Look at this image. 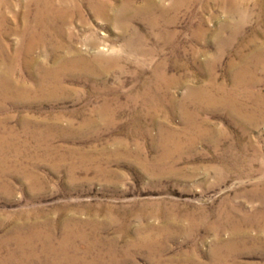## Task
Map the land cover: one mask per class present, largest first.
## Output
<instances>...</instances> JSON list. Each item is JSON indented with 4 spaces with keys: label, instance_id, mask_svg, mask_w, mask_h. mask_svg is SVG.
Returning a JSON list of instances; mask_svg holds the SVG:
<instances>
[{
    "label": "rangeland",
    "instance_id": "rangeland-1",
    "mask_svg": "<svg viewBox=\"0 0 264 264\" xmlns=\"http://www.w3.org/2000/svg\"><path fill=\"white\" fill-rule=\"evenodd\" d=\"M12 2L17 7L7 12V28L22 10L21 0ZM233 2L235 8L223 0L195 1L169 27L178 32L176 43L164 46L150 38L135 52L119 38V29L101 26L85 10L89 28L118 51L122 73L71 74L64 82L66 93L53 101L32 94L0 101V134H8L11 143L4 157L12 167L0 176L1 258L14 251L8 239L36 226L53 237L55 246L67 234L71 247L52 248V258L63 254L61 264H218L226 255L234 264H264V233L256 227L249 230L251 240L231 253L212 251L217 238H229L226 229L217 236L212 232L225 213L241 221L264 211V108L253 99L264 101V0ZM242 12L246 15L239 23ZM131 26L126 36L148 29L139 21ZM73 27L84 32L77 22ZM3 42L12 48L16 38L6 35ZM156 71L172 81L154 91L152 103L141 92ZM18 74L33 84L35 76ZM236 75L253 81L244 91L248 99L242 94L237 102L240 113L186 100L190 90L208 89L212 82L232 91ZM105 101L111 103L114 121L97 118ZM185 111L195 113L209 134L183 135ZM88 118L98 122L84 125ZM166 134H174L173 139ZM171 209L175 215L165 216ZM202 213L209 228L189 224L183 216L193 214L195 220ZM145 237L156 247L135 243Z\"/></svg>",
    "mask_w": 264,
    "mask_h": 264
},
{
    "label": "bare ground",
    "instance_id": "bare-ground-1",
    "mask_svg": "<svg viewBox=\"0 0 264 264\" xmlns=\"http://www.w3.org/2000/svg\"><path fill=\"white\" fill-rule=\"evenodd\" d=\"M117 1V5H112L105 0H21V7H19L22 9L21 13L20 15L15 14L16 16L13 15V27L7 28V20L9 19L7 18V12H10V8H15L17 6L13 4L12 0H0V96L2 97L0 101H4L7 98L22 100L29 97L31 94L44 101L46 100V102L49 100L53 101L56 97L58 98V96L66 93L65 91L68 89L65 88L64 82L71 74L80 73L82 77L92 78L90 75L98 77L106 76L112 69H116V72L119 71L122 73L123 67L121 66L122 62H119L120 58L118 51L114 50L112 45L107 46V44H105L106 40L99 39L95 34L96 31L89 28L85 10L92 14L94 19L98 21L97 23H100L101 26L119 29L121 32V34L118 35L119 38L125 41L127 49L135 52L139 51V48H143L145 45L144 43L150 40V38L158 39V41L161 40L165 44L164 46H169L172 42L174 43L178 37V32L175 29L169 30L170 25L174 24V20L177 19L178 13L182 8L191 6L197 0H141L138 5L134 4V0ZM166 1H168V3H165ZM223 1L235 8L233 0ZM241 5L238 3L236 7ZM230 6L229 8H231ZM234 10L236 11V9H233V11ZM170 13L173 14V17ZM245 15L246 14L242 12L239 23L243 21ZM137 21L141 22L145 27H148L146 30L147 32L145 31L146 33L141 34L137 30H133L132 35L126 36L125 34L128 32L129 28L132 27L131 23H136ZM76 22L81 24L84 32L87 31L89 33H76L73 27V24ZM6 35L15 36L16 43L14 47L11 48L9 45L4 44L3 38ZM21 70L25 73L26 77L35 76L32 85L22 76H19L18 72ZM236 76L233 80L234 89H232V91H227V89L220 86L216 88V85L212 82L210 86H207L208 89L190 90L186 100H194L198 103V106L202 105L207 108L219 106L228 109L230 112L236 113L239 109L237 102L241 99L240 96L243 98V94L246 99H248V95H245L244 91L248 85L253 84L252 80H246L245 75ZM171 81L172 79H168L163 72L160 73L156 71L151 81L144 85L141 97L145 100L151 98L152 103H156L153 101L155 99L154 91L161 90L163 87L167 88L169 86L168 83ZM136 98L140 99L138 97ZM254 98H256L255 101L260 102V106L262 105V108H264V101L257 96H254L253 99ZM240 105L244 107L242 103H240ZM260 106L257 105V108L261 109ZM257 108L254 109L257 110ZM112 110L111 103L105 101L97 118L103 120L106 116H109V121H114L117 117L114 112L112 113ZM198 110H200V108H198ZM109 111H111L110 115H108ZM252 113L254 112L252 111ZM184 118L187 120V126L183 130V135L202 138L209 134L207 125L196 122L199 118L195 113L191 115L185 111ZM94 121L88 118L84 121V125H91ZM178 134H180V132ZM173 135L168 134L166 137H168L167 139H173ZM9 138L10 136L8 134H0V176H5L7 173L12 172L11 169H7L12 167L7 165L8 161L4 157L5 152L11 147ZM162 157L164 158L165 155ZM163 158L160 159V161L163 160ZM16 170H14V172ZM260 199L264 206V188L260 189ZM170 213L175 215L173 209L164 212L165 216H169ZM202 215L203 213L195 220L193 219L195 217L193 214L183 216L189 224L195 223L197 226L209 228L207 215ZM225 215L226 218L224 221H218L216 227L212 229V232L217 236L221 229H226L229 233V238L225 242L217 238L212 249L214 253L224 252L225 254H229L235 247L244 245L251 240L249 238V230L253 227H256L259 232L264 233V211L246 218L242 217L241 221H234L231 213L228 215L225 213ZM223 225H225V228H220ZM32 228L33 229H29V233L26 235H14L15 237L12 236L14 238L8 239V241L13 244L14 251H9L5 258L0 257V264H36L39 262L42 264H61L60 260H64L63 254L60 256L61 259L58 260L52 258L54 255L53 251H56L54 249H58L57 252L63 250L65 246L71 247L72 242L68 240L67 234L60 243L58 242L57 246H55V243H52L53 237L51 235L44 233L36 226ZM15 232H21V228H15ZM66 233H68V229H66ZM135 243L139 246L150 248H155L157 245V242L152 241L150 237L140 238ZM58 255H60V253ZM48 258L49 261L45 262L44 260ZM217 260L218 264H234L230 263L231 261L229 262V255Z\"/></svg>",
    "mask_w": 264,
    "mask_h": 264
}]
</instances>
